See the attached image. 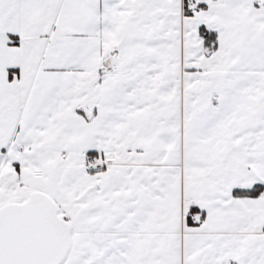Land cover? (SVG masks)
<instances>
[{"label":"snow or ice","instance_id":"6c2138e0","mask_svg":"<svg viewBox=\"0 0 264 264\" xmlns=\"http://www.w3.org/2000/svg\"><path fill=\"white\" fill-rule=\"evenodd\" d=\"M0 264H264V0H0Z\"/></svg>","mask_w":264,"mask_h":264}]
</instances>
